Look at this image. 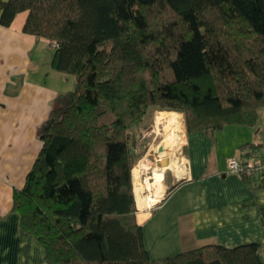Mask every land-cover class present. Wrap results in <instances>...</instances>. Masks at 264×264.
Instances as JSON below:
<instances>
[{
  "label": "trees",
  "instance_id": "obj_1",
  "mask_svg": "<svg viewBox=\"0 0 264 264\" xmlns=\"http://www.w3.org/2000/svg\"><path fill=\"white\" fill-rule=\"evenodd\" d=\"M0 24L54 48L75 77L39 128L43 142L13 211L46 264H263L256 243L154 261L133 192L129 132L150 107L187 134L255 126L264 109V0H0ZM263 146L241 147L258 157ZM264 181V180H263Z\"/></svg>",
  "mask_w": 264,
  "mask_h": 264
},
{
  "label": "crops",
  "instance_id": "obj_2",
  "mask_svg": "<svg viewBox=\"0 0 264 264\" xmlns=\"http://www.w3.org/2000/svg\"><path fill=\"white\" fill-rule=\"evenodd\" d=\"M26 19L27 13H21L11 27L0 24V264H46L42 245L20 232L19 215L13 211L14 192L24 187L42 150L38 131L55 100L75 87V77L53 68L51 43L23 32ZM263 112L259 111L253 127L227 125L218 132L187 134L185 176L170 185L161 202L157 188L150 206L139 207L134 193L140 211L160 202L148 214H137L152 260L210 245L235 248L256 243L264 264V181L252 184L227 171L229 158H250L242 156L244 145L263 146L258 155L264 156ZM159 114L179 118L176 112Z\"/></svg>",
  "mask_w": 264,
  "mask_h": 264
},
{
  "label": "rangeland",
  "instance_id": "obj_3",
  "mask_svg": "<svg viewBox=\"0 0 264 264\" xmlns=\"http://www.w3.org/2000/svg\"><path fill=\"white\" fill-rule=\"evenodd\" d=\"M159 112L163 111L157 110L156 107H150L142 123L137 127H134L131 132H129V135L131 137L132 149L134 150L133 156L135 157L133 169L138 165L144 166V169L142 168L139 171V180L137 182L134 180L132 169L133 192L138 185L139 187L141 186L140 193L143 199L154 195V181L151 180V177L154 171H162L165 175V179L160 192L162 194L160 199L161 202L166 196V192L170 185L180 181L185 176L184 144L186 141L187 129L184 115L176 112L177 115L179 114L178 117L183 126L180 145L179 148L175 150H167L165 151L166 154H163V152H160V147L163 145L164 141L169 140V136H163V134L159 135L160 129L156 127V118ZM261 127L264 128V112L261 114ZM164 131H166V129ZM137 190L139 191L138 187ZM158 204L151 208H146L144 211H140L137 208V212L138 214H148Z\"/></svg>",
  "mask_w": 264,
  "mask_h": 264
},
{
  "label": "bare ground",
  "instance_id": "obj_4",
  "mask_svg": "<svg viewBox=\"0 0 264 264\" xmlns=\"http://www.w3.org/2000/svg\"><path fill=\"white\" fill-rule=\"evenodd\" d=\"M156 125H157V128L160 129L159 135L163 134V136L164 135L169 136V140L164 142V144H163L164 151L170 150L173 147L179 148L180 139H181V122H180L179 118L168 117V116H165L162 114H158V116L156 118ZM164 126H168L166 131L163 130ZM139 171H140V168L138 170V167H135V169H134L135 178L138 177ZM153 178H154V188L158 189V193H157V198H158L161 194L160 192H161V188H162V184H163L162 172L156 171ZM137 187H138L139 191L137 190ZM140 189L141 188L138 185L135 188V194H136L138 206L142 207L143 204H145V203H147L150 206L151 202H153L154 199L151 196H149L146 199H143L140 195L141 194Z\"/></svg>",
  "mask_w": 264,
  "mask_h": 264
},
{
  "label": "built area",
  "instance_id": "obj_5",
  "mask_svg": "<svg viewBox=\"0 0 264 264\" xmlns=\"http://www.w3.org/2000/svg\"><path fill=\"white\" fill-rule=\"evenodd\" d=\"M52 47L56 48V44ZM227 171L247 182L259 184L264 180V156L250 158L233 156L227 161Z\"/></svg>",
  "mask_w": 264,
  "mask_h": 264
},
{
  "label": "water",
  "instance_id": "obj_6",
  "mask_svg": "<svg viewBox=\"0 0 264 264\" xmlns=\"http://www.w3.org/2000/svg\"><path fill=\"white\" fill-rule=\"evenodd\" d=\"M164 151V148L163 147H160V152H163ZM134 153V150L132 149V154Z\"/></svg>",
  "mask_w": 264,
  "mask_h": 264
}]
</instances>
